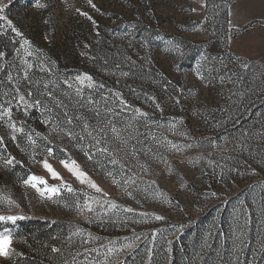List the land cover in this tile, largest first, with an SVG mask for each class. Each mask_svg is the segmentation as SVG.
Listing matches in <instances>:
<instances>
[{
  "label": "rangeland",
  "instance_id": "rangeland-1",
  "mask_svg": "<svg viewBox=\"0 0 264 264\" xmlns=\"http://www.w3.org/2000/svg\"><path fill=\"white\" fill-rule=\"evenodd\" d=\"M4 4L0 214L24 218L0 222L15 250L0 264H176L218 233L253 247L237 221L264 195V0Z\"/></svg>",
  "mask_w": 264,
  "mask_h": 264
},
{
  "label": "trees",
  "instance_id": "trees-1",
  "mask_svg": "<svg viewBox=\"0 0 264 264\" xmlns=\"http://www.w3.org/2000/svg\"><path fill=\"white\" fill-rule=\"evenodd\" d=\"M98 44L95 45H103L104 44V40H98L97 42ZM9 42H6L4 40H1L0 38V50H2L3 48L9 49L11 46H9ZM109 58L113 59V54H109ZM251 192H248V197H251ZM264 195H257L254 196L252 198H254L253 200H255V205L254 208L257 211V220L255 218H252V216L249 215L250 211H246V213H242L239 209V212L242 213L241 216L239 217V220L237 221V223L239 224L240 227H242V224H244V220L247 219L246 217H250L248 218L247 222H245L246 224H244V226H249L251 228L255 229V235L254 237L251 236L253 234H248L247 231L244 232V234L247 236L248 238V243L251 246H255V244H257L259 246L257 249V253H254L253 250H256L253 247L247 248L244 247L243 248V244H241V241H233V244H230L229 242H227L228 244H224L222 243V239H220V234H214L215 237V242L212 244V247L210 248V250H208V252L204 255V257L201 259L199 256H195L190 250L189 253H187V255L185 254H179L178 256H176V264H264V198H262ZM261 201V202H260ZM247 214V215H246ZM202 221L203 223H208V224H212L211 223V216L210 213L206 214L205 216L202 217ZM243 221V222H242ZM259 221V225H257ZM225 222V221H224ZM33 223L36 225H41V220L37 219V220H33ZM62 223V224H61ZM61 223L57 222L55 223L56 225L62 226V227H66V226H70L73 223L70 222H62ZM55 225V226H56ZM232 228H236V229H240V227H235V223H231ZM214 227V225H213ZM248 228V227H246ZM37 229H39V227H37ZM215 229V228H214ZM220 229V228H219ZM30 232H34L33 228L29 229ZM54 232L55 228L50 229V232ZM216 231V230H215ZM43 232H40V234H36L37 236H43ZM236 244V245H235ZM191 249V248H190ZM54 255H57V253H54ZM165 260L164 257H159L157 262H162ZM131 264H145L144 261H133V263Z\"/></svg>",
  "mask_w": 264,
  "mask_h": 264
},
{
  "label": "snow or ice",
  "instance_id": "snow-or-ice-1",
  "mask_svg": "<svg viewBox=\"0 0 264 264\" xmlns=\"http://www.w3.org/2000/svg\"><path fill=\"white\" fill-rule=\"evenodd\" d=\"M9 3H11V0H9ZM89 3L91 4V0H89ZM40 7H43V5H39ZM93 7H95L94 5H92ZM8 7V4H4V5H0V13H2L4 11V8ZM83 15L87 16V13H83ZM0 19L4 20L7 22V24L9 25V27H12V21L8 20L7 16H0ZM15 31V29H13ZM19 34V33H18ZM25 43L27 44L28 42L25 41ZM5 54L3 52H0V57H3ZM11 78V77H9ZM17 91H19L17 89ZM29 96L32 95L31 92L28 93ZM49 96H51V92L48 93ZM20 102H23L25 105V112H27V109L29 107H32L33 105L28 104L25 100L24 96H20ZM20 102H18L17 107L20 106ZM35 105H39L41 103L40 100H36ZM11 113V108L9 107L8 109V114L10 116ZM12 127H14V124L10 125ZM17 131H22V129H17ZM113 131H115V129H113ZM3 142V138H0V143ZM187 147H191V145H188ZM100 151H106V149H100ZM49 154H51L52 149L49 148L48 149ZM14 158L6 161L7 164H12L13 163ZM62 163L65 164V166H69V160H65L62 161ZM112 163H115V161H112ZM71 166H72V170L75 172V175L80 178L82 181L84 179L87 178V174L79 171L78 170V166L76 165L75 161H71ZM45 167L52 173V178L53 179H63L62 177L59 176V173L55 172L54 169L51 168L50 165L47 164V162H45ZM24 183L26 185H30L31 187L35 188L41 196H45V194H47L48 198H51L54 195H57L60 190H61V186L60 185H52V186H47V181L43 180L40 177H37L36 175H29L27 179L24 180ZM39 184H44L46 185V187L44 188H40L38 187ZM64 188L67 189V191L72 192L74 191V189H72L70 186L68 185H63ZM92 187L96 188L97 191H101V189H99V187L93 182L92 183ZM113 207H115V205H112ZM84 208L91 210V204L90 203H85L84 204ZM129 211H131L129 209ZM24 217L22 216H16V215H3L0 214V222L3 221H12L15 222L17 219H23ZM157 219H163V217L157 216ZM12 241H13V237L11 232L8 229H5L3 232H0V257H10V255L15 254V250L12 248ZM53 251H57L56 249H53Z\"/></svg>",
  "mask_w": 264,
  "mask_h": 264
}]
</instances>
